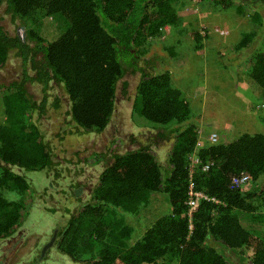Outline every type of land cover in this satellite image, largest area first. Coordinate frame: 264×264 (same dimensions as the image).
Listing matches in <instances>:
<instances>
[{
    "label": "trees",
    "instance_id": "trees-1",
    "mask_svg": "<svg viewBox=\"0 0 264 264\" xmlns=\"http://www.w3.org/2000/svg\"><path fill=\"white\" fill-rule=\"evenodd\" d=\"M219 2L224 8L235 7L237 13L244 5L251 13L254 6L264 4V0ZM185 3L0 0L4 12L25 26L21 38L0 25V68L8 59L16 58L21 71L4 87L2 96L0 188L22 195L30 184L22 173L54 167L53 146L31 120L34 112L38 119L47 112L50 82L63 86L68 99L65 115L70 121L86 132L101 133L115 112L118 81L127 73L138 72L135 112L155 125L153 131L147 128L144 139L138 136L143 140L137 148L122 153L107 149L99 156L103 169L90 200L79 206L55 242L73 262L232 264L224 255L226 249L240 252L250 248V264H264V241L252 234L237 215L241 211L250 214L251 220L264 223V132L242 133L227 144L196 148L195 116L186 94L173 85L171 73L162 71L157 62L143 60L140 64V56L147 49L139 47L145 48L149 39L163 36L167 27L183 26L178 11ZM39 10L47 16H60L67 24L52 41L27 26L29 15ZM201 37L195 36L194 49L201 47ZM251 37L243 34L237 46H247ZM168 49L173 54V48ZM249 64L246 81L264 92V49L254 52ZM33 83L41 86V99L29 92L28 84ZM54 105L59 106L58 98ZM171 138L164 167L155 148ZM191 157L198 160L192 168ZM206 164L209 168L203 170ZM243 176L250 178L247 189L235 183ZM190 184L194 192L206 198L199 199L189 218ZM156 193L166 195L171 211L131 244L133 227L126 222V214L140 212ZM22 208L23 199L10 201L0 192V239L16 233Z\"/></svg>",
    "mask_w": 264,
    "mask_h": 264
},
{
    "label": "rangeland",
    "instance_id": "rangeland-1",
    "mask_svg": "<svg viewBox=\"0 0 264 264\" xmlns=\"http://www.w3.org/2000/svg\"><path fill=\"white\" fill-rule=\"evenodd\" d=\"M185 1L178 11L183 18V26L179 29L167 27L163 36L149 39L145 48L139 47L147 49L140 56V64L143 65V60H152L160 65L162 71L171 73L173 85L182 94H186L195 116L199 146L216 144L211 140L217 136L212 129L215 119L216 124H221V130H224L222 127L225 119L233 120L228 139L232 136L235 139L243 132H264V92L256 84L246 81L245 77L252 54L264 49V4L254 6L251 13L244 5L242 12L237 13L235 7L224 8L219 0L204 3L199 0ZM0 25L10 34H17L21 38L25 35L23 22L17 18L13 20L4 12L3 6H0ZM27 26L36 30L46 41H52L65 30L67 24L62 17L47 16L39 10L29 15ZM245 33L252 35L250 43L247 46H237ZM198 34L202 36L201 47L220 44L218 59L214 49L207 52L206 60L205 56H199V51L194 49L197 45L195 36ZM168 48H174L175 57L191 54L193 62L190 59L184 62L171 60ZM215 59L218 66H208L209 61ZM17 61L16 58L8 59L6 65L0 68V124L4 120V87L21 72ZM172 62L181 63L176 64L175 69ZM203 67L207 68L208 82L199 81V73ZM139 75L138 72L127 73L118 81L115 112L107 128L101 133H89L74 125L65 115L68 99L63 86L50 82L47 112L39 119L34 112L31 120L38 126L45 140H50L53 146L54 167L49 171L21 172L30 182L28 190L22 195L0 188L6 199H23L24 206L20 209L21 225L16 233L8 239H0V264H80L61 253L55 242L57 234L65 228L79 206L90 200L92 188L103 169L102 157L99 156L106 153L107 149H115L121 153L135 149L148 133L147 130L153 131L155 128L153 123L135 112L138 105H133V101ZM202 83H205L206 88L218 89L223 93L202 94L206 89ZM198 84H201L199 88ZM28 89L33 97L41 99V86L38 83L28 84ZM55 98H58V107L54 105ZM221 108H228L231 118L224 117L223 112L213 117ZM244 108L249 111L247 116ZM243 124L250 126L242 130ZM138 136H143V139H138ZM172 141L171 138L155 148L158 161L164 167L167 164L166 153L170 150ZM29 147L32 148V143ZM170 211L166 195L156 193L140 212L127 213L126 222L133 227L130 243L138 240L151 224ZM237 215L252 234L264 241V223L251 220L250 214L241 211H237ZM251 254L252 249L243 248L240 252L226 249L224 255L232 264H250ZM114 264L121 263L117 261Z\"/></svg>",
    "mask_w": 264,
    "mask_h": 264
},
{
    "label": "crops",
    "instance_id": "crops-1",
    "mask_svg": "<svg viewBox=\"0 0 264 264\" xmlns=\"http://www.w3.org/2000/svg\"><path fill=\"white\" fill-rule=\"evenodd\" d=\"M243 40V39H242ZM241 40V41H242ZM240 41V42H241ZM204 42V41H203ZM239 42V43H240ZM177 44V43H176ZM220 44H213V46L212 45H209V44H206V45H204V46H202L201 48H197V49H195V50H198L199 51V56H205L204 57V59L206 60V58H207V52L209 51V50H211V49H214V51H215V53H216V59H218L219 58V56H218V52H220L221 50H220ZM173 50H174V48H173ZM175 50H174V52H173V54L171 53L170 54V57H171V60L172 59H174V60H177V61H180V60H182L183 62L184 61H187L188 59H190V61L191 62H193V60H192V58H191V54L189 55L188 53H185V54H182L181 56H177V57H175ZM203 59V60H204ZM208 60L209 62H210V64L208 65V66H214V67H217L218 65V63H217V60ZM204 60V61H205ZM180 63L181 62H179V63H176L177 65H180ZM172 64H173V66H174V68L175 69H177V65L176 64H174L173 62H172ZM204 69V70H203ZM203 69L201 70V72L199 73V76H200V78H199V81L200 82H202L201 80H203V81H207V79H206V74L208 73L207 72V68H204L203 67ZM179 71V70H178ZM204 72V73H203ZM179 73H180V71H179ZM205 74V75H204ZM208 82V81H207ZM199 85H201V84H198L197 85V88H199ZM205 85V83H202V86H204ZM194 88V87H193ZM203 88H206L205 86L203 87ZM223 92H220V91H218V89H209V88H206L205 90H204V92L202 93V94H222ZM230 94V93H229ZM214 99V98H213ZM212 101V100H211ZM228 111H229V109L228 108H221V111H218L217 113H215V115L213 116V117H216V116H218V115H220V114H222V112H223V114H224V117H229V118H231L230 117V114L228 113ZM246 113H249V111L247 110V109H245L244 108V114L247 116V114ZM202 121V120H201ZM216 119L214 120V125H213V127H212V129H214L213 130V132H215L216 134H217V136H216V138H214V139H211L212 140V142L213 141H215L216 142V144H227V143H229L230 141L229 140H232V139H234V137L232 136L231 138H229L228 139V135H229V133L231 132V129H232V127H233V120L231 119V120H227V119H225V123L223 124V127L222 128H224V130H221L220 129V127H221V124H216ZM250 125H245V124H243V125H241V127H242V130H246L248 127H249ZM243 133H248V132H243ZM214 134V133H213ZM240 134H242V133H240ZM239 134V135H240ZM208 135H209V133H208ZM238 135V136H239ZM214 142V143H215ZM216 144H212V145H216Z\"/></svg>",
    "mask_w": 264,
    "mask_h": 264
},
{
    "label": "built area",
    "instance_id": "built-area-1",
    "mask_svg": "<svg viewBox=\"0 0 264 264\" xmlns=\"http://www.w3.org/2000/svg\"><path fill=\"white\" fill-rule=\"evenodd\" d=\"M197 146L200 145V142L198 141L196 143ZM198 160L197 158L195 157H191V168L193 167V164L196 163ZM209 168L208 164L204 165L203 166V170H207ZM191 173H192V169H190V176H191ZM247 181V177L246 176H243L241 178H238L235 180V183L238 185V186H241L243 185L245 182ZM189 200L187 201V204L189 206V209H188V216L189 218L191 217L192 215V212L197 208V205H198V201L200 198H203L205 199L206 196L203 195L201 192H194L193 191V188H192V184H190V191H189ZM191 227V226H190Z\"/></svg>",
    "mask_w": 264,
    "mask_h": 264
},
{
    "label": "clouds",
    "instance_id": "clouds-1",
    "mask_svg": "<svg viewBox=\"0 0 264 264\" xmlns=\"http://www.w3.org/2000/svg\"><path fill=\"white\" fill-rule=\"evenodd\" d=\"M199 141V134H198V140L196 141V143ZM210 145V144H209ZM195 146H196V148H202L203 146H197L196 144H195ZM206 146V145H205ZM249 181H250V178L249 177H247V181L243 184V185H241L240 187L241 188H245V189H247L248 188V183H249ZM206 196V195H205ZM201 199H203V198H201Z\"/></svg>",
    "mask_w": 264,
    "mask_h": 264
}]
</instances>
